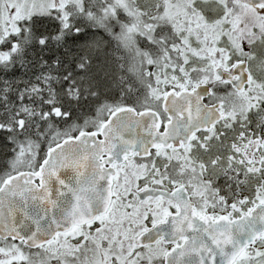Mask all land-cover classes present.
<instances>
[{"label":"snow or ice","instance_id":"snow-or-ice-1","mask_svg":"<svg viewBox=\"0 0 264 264\" xmlns=\"http://www.w3.org/2000/svg\"><path fill=\"white\" fill-rule=\"evenodd\" d=\"M0 264H264V0H0Z\"/></svg>","mask_w":264,"mask_h":264}]
</instances>
